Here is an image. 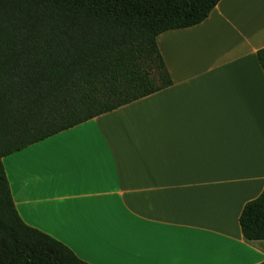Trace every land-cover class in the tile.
I'll use <instances>...</instances> for the list:
<instances>
[{"label": "crops", "instance_id": "1", "mask_svg": "<svg viewBox=\"0 0 264 264\" xmlns=\"http://www.w3.org/2000/svg\"><path fill=\"white\" fill-rule=\"evenodd\" d=\"M264 0H219L133 61L76 72L63 128L2 157L20 218L90 264H257L240 230L264 186Z\"/></svg>", "mask_w": 264, "mask_h": 264}, {"label": "trees", "instance_id": "2", "mask_svg": "<svg viewBox=\"0 0 264 264\" xmlns=\"http://www.w3.org/2000/svg\"><path fill=\"white\" fill-rule=\"evenodd\" d=\"M218 1L0 0V264H90L23 222L2 162L63 128L42 111L49 96L76 72L89 80L126 65L158 34L201 22ZM256 54L264 72V47ZM238 221L246 239H264V186Z\"/></svg>", "mask_w": 264, "mask_h": 264}]
</instances>
